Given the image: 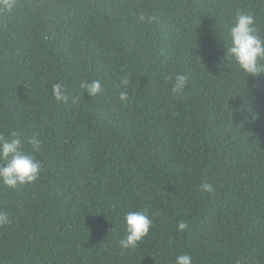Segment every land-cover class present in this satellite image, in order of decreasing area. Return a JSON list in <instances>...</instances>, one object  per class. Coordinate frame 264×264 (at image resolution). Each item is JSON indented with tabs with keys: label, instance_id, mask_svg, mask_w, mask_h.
I'll return each instance as SVG.
<instances>
[{
	"label": "trees",
	"instance_id": "trees-1",
	"mask_svg": "<svg viewBox=\"0 0 264 264\" xmlns=\"http://www.w3.org/2000/svg\"><path fill=\"white\" fill-rule=\"evenodd\" d=\"M237 10L264 36V0H15L0 13V133L38 134L44 163L31 184H0V264H264V73L224 59ZM91 79L102 95L79 88ZM61 83L76 103L56 101ZM140 209L149 234L123 249Z\"/></svg>",
	"mask_w": 264,
	"mask_h": 264
},
{
	"label": "clouds",
	"instance_id": "clouds-1",
	"mask_svg": "<svg viewBox=\"0 0 264 264\" xmlns=\"http://www.w3.org/2000/svg\"><path fill=\"white\" fill-rule=\"evenodd\" d=\"M15 6V0H0V13H10ZM229 44L225 51V61L228 66L235 65L242 74L257 76L264 73V36L257 27L256 17L247 10H237L228 28ZM173 80L171 93L182 95L188 83L186 74H175L168 77ZM122 85L118 97L122 103H127L129 94L128 81L121 78ZM79 88L91 97L103 94L104 87L100 79L81 80ZM52 92L60 103H76L79 97L70 96L66 87L61 83L53 84ZM25 144L31 146V151L25 150ZM42 150V140L38 134L27 133L17 129L10 130L6 135L0 133V184L9 189L35 182L42 173L44 163L37 158ZM200 188L212 192L213 185L203 182ZM12 223L8 210H0V228ZM153 224L147 209L129 211L124 216V236L118 241L121 248L135 250L139 243L149 234ZM189 225L179 221L178 231H184ZM174 264H193L189 253L179 254Z\"/></svg>",
	"mask_w": 264,
	"mask_h": 264
}]
</instances>
